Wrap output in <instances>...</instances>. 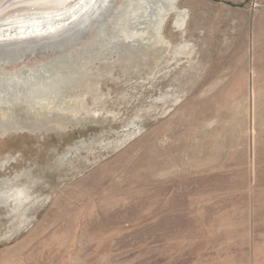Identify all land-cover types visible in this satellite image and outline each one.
<instances>
[{
  "label": "rangeland",
  "instance_id": "374dc122",
  "mask_svg": "<svg viewBox=\"0 0 264 264\" xmlns=\"http://www.w3.org/2000/svg\"><path fill=\"white\" fill-rule=\"evenodd\" d=\"M174 6L156 61L77 73L96 117L0 133V264H264V0Z\"/></svg>",
  "mask_w": 264,
  "mask_h": 264
},
{
  "label": "bare ground",
  "instance_id": "6f19581e",
  "mask_svg": "<svg viewBox=\"0 0 264 264\" xmlns=\"http://www.w3.org/2000/svg\"><path fill=\"white\" fill-rule=\"evenodd\" d=\"M174 4L175 0H10L0 8V133L61 131L80 123L82 112L96 117L98 111L84 104L90 86L77 73L102 56L131 66L142 59L156 61L169 45L161 33L166 18L174 13L179 27L186 20ZM86 37L91 42H84ZM31 58L35 64L26 65ZM10 181L6 184L14 186ZM9 186L0 192V204L13 213L24 210L18 214L22 225L30 198L26 186L16 194Z\"/></svg>",
  "mask_w": 264,
  "mask_h": 264
},
{
  "label": "water",
  "instance_id": "95a60500",
  "mask_svg": "<svg viewBox=\"0 0 264 264\" xmlns=\"http://www.w3.org/2000/svg\"><path fill=\"white\" fill-rule=\"evenodd\" d=\"M10 0H0V8L8 3Z\"/></svg>",
  "mask_w": 264,
  "mask_h": 264
}]
</instances>
